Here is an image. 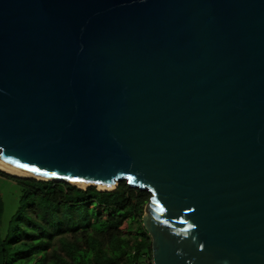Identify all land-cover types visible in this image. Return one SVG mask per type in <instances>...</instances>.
Returning <instances> with one entry per match:
<instances>
[{
  "label": "water",
  "instance_id": "95a60500",
  "mask_svg": "<svg viewBox=\"0 0 264 264\" xmlns=\"http://www.w3.org/2000/svg\"><path fill=\"white\" fill-rule=\"evenodd\" d=\"M1 156L149 192L153 264H264V0H0Z\"/></svg>",
  "mask_w": 264,
  "mask_h": 264
},
{
  "label": "trees",
  "instance_id": "16d2710c",
  "mask_svg": "<svg viewBox=\"0 0 264 264\" xmlns=\"http://www.w3.org/2000/svg\"><path fill=\"white\" fill-rule=\"evenodd\" d=\"M0 175L23 187L9 234L0 233V264H153L151 238L142 225L149 192L126 181L104 191ZM3 210L0 199V217Z\"/></svg>",
  "mask_w": 264,
  "mask_h": 264
},
{
  "label": "rangeland",
  "instance_id": "374dc122",
  "mask_svg": "<svg viewBox=\"0 0 264 264\" xmlns=\"http://www.w3.org/2000/svg\"><path fill=\"white\" fill-rule=\"evenodd\" d=\"M22 188V185L15 181L13 178L0 175V199L2 201L4 209L2 216L0 217V233L3 238H5L9 234L12 217L19 207ZM128 227L129 223L126 221L121 228L125 232V229H127ZM136 227L137 224L134 223V232L136 231Z\"/></svg>",
  "mask_w": 264,
  "mask_h": 264
},
{
  "label": "bare ground",
  "instance_id": "6f19581e",
  "mask_svg": "<svg viewBox=\"0 0 264 264\" xmlns=\"http://www.w3.org/2000/svg\"><path fill=\"white\" fill-rule=\"evenodd\" d=\"M0 170L2 172H6L10 175L18 176V178H26V177H31V178H37V179H42V180H55L58 181L59 179L50 175L43 174L41 172H38L36 170H32L31 168H28L24 165H21L13 160L8 159L5 156L0 157ZM29 179V178H28ZM69 182L73 185L86 188V185L79 184L73 181ZM98 188L103 189L104 187L101 185H98Z\"/></svg>",
  "mask_w": 264,
  "mask_h": 264
}]
</instances>
